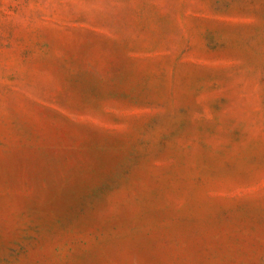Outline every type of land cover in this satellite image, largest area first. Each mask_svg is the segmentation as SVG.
<instances>
[{
  "label": "rangeland",
  "instance_id": "374dc122",
  "mask_svg": "<svg viewBox=\"0 0 264 264\" xmlns=\"http://www.w3.org/2000/svg\"><path fill=\"white\" fill-rule=\"evenodd\" d=\"M0 264H264V0H0Z\"/></svg>",
  "mask_w": 264,
  "mask_h": 264
}]
</instances>
